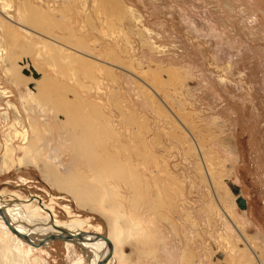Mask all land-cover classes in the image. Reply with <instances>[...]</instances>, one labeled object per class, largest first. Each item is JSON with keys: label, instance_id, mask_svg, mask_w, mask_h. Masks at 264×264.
<instances>
[{"label": "rangeland", "instance_id": "obj_1", "mask_svg": "<svg viewBox=\"0 0 264 264\" xmlns=\"http://www.w3.org/2000/svg\"><path fill=\"white\" fill-rule=\"evenodd\" d=\"M0 45L4 200L110 236L108 264H264V0H0ZM16 243L0 264H87Z\"/></svg>", "mask_w": 264, "mask_h": 264}, {"label": "bare ground", "instance_id": "obj_2", "mask_svg": "<svg viewBox=\"0 0 264 264\" xmlns=\"http://www.w3.org/2000/svg\"><path fill=\"white\" fill-rule=\"evenodd\" d=\"M7 19L9 21H12L11 20L12 18L10 17V15L7 16ZM0 48H1V45H0ZM29 63H30V61H29ZM21 66L23 68L24 67L25 68L30 67V65H28V61L26 59L25 60L23 59ZM31 67L38 73L37 69L34 66H31ZM31 75H32V72H30V75L27 76V78L24 79V81H30V78L32 77ZM31 83L34 84V82H31ZM16 112L17 111H15V113ZM14 120H15L16 124L19 125L23 129V132H22V134H24L23 139H27L28 138V135H27L28 131L23 126L22 117L18 112L15 114ZM14 133L16 134L15 136H17L19 131L15 130ZM59 179L61 180V178L54 177L53 182L55 184L59 185ZM74 195H75V193H74ZM37 198H38L37 196L36 197L30 196V197L25 198L23 201H17L18 198L17 199L15 198L13 200L8 201V200H4L3 197L0 196V209L3 210L5 218L8 220V222L10 223L11 226H13L14 228L18 229L19 231L29 235V237L35 243L39 242L41 239H43L47 235H50L53 233L54 234L60 233L59 229H64L67 232L74 233V235H76L77 233L81 234L80 237L75 236L71 240L65 241V242L73 244L77 248H79L80 253L84 257V259L87 260V264H97L108 253V251H109L108 243L102 237H97V236H95V234H93V233H98V232H90L89 233V232H86L85 230L82 231L76 225H74V226L59 225L56 222V220L52 217V214L49 213L50 210H49L48 206L41 203L42 201L39 202V198H38V203H39L38 205H40V207L45 210L47 217L44 216L43 218H37L38 216L35 217V216L30 215L31 211H33V210H31V211L27 210L26 211L25 207L27 205H29L30 203H32V200L36 201ZM11 201H13V202H11ZM36 208H37V206H36ZM30 225H33V226H30ZM0 229H2L6 234H10L11 237L15 241H17V243H23V242L26 243L24 240L18 238L17 236H15L14 234H12L9 231L8 227L6 226L4 221L2 220L1 216H0ZM107 237L112 242V245L114 248V243H113L112 238H110V236H108V235H107ZM49 243H50V241L48 240L45 245H48ZM113 248H112V254H113ZM111 258H112V256H111ZM106 264H108V262Z\"/></svg>", "mask_w": 264, "mask_h": 264}, {"label": "water", "instance_id": "obj_3", "mask_svg": "<svg viewBox=\"0 0 264 264\" xmlns=\"http://www.w3.org/2000/svg\"><path fill=\"white\" fill-rule=\"evenodd\" d=\"M30 71L32 72L33 78H39L40 77V74L37 73L31 66L29 67V69H24L22 71V73H24L25 75H29ZM28 87H32V83H30L28 85ZM231 191L233 194L236 195L235 196V203H236L237 207L239 209H242V210L246 209V199L240 195V188L238 186L232 185ZM0 216L12 234H14L18 238L24 240L26 243H28L29 245H31L34 248L44 246L48 240L50 242L54 241V240L69 241L72 238H74L75 236L80 237V235H81L80 233H77L76 235H74V233L67 232L64 229H59L60 233H58V234L53 233V234L47 235L43 239H41L39 242L35 243L34 241H32V239L29 237V235L19 231L18 229L14 228L13 226L10 225L8 220L5 218V215H4L2 209H0ZM93 234H95V236H97V237H102L109 245L108 253L97 263V264H106L112 256V248H113L112 242L110 241V239L106 235H102L101 233H93Z\"/></svg>", "mask_w": 264, "mask_h": 264}]
</instances>
